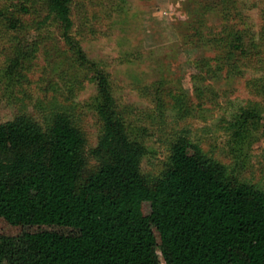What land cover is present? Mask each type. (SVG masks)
<instances>
[{
    "label": "trees",
    "instance_id": "trees-1",
    "mask_svg": "<svg viewBox=\"0 0 264 264\" xmlns=\"http://www.w3.org/2000/svg\"><path fill=\"white\" fill-rule=\"evenodd\" d=\"M28 2L46 12L36 29L56 23L91 74L102 131L89 169L85 137L68 114L56 113L46 129L26 115L0 122V264H264V191L229 176L184 137L151 180L141 170L145 147L130 136L108 75L73 36V0H19L22 13ZM0 15L14 32L30 25ZM262 30L249 47L264 43ZM228 31L232 40L222 39L231 56L243 43L232 44L241 32ZM215 73L208 65L206 74ZM228 121L237 142L264 130L260 108L240 107Z\"/></svg>",
    "mask_w": 264,
    "mask_h": 264
},
{
    "label": "rangeland",
    "instance_id": "rangeland-1",
    "mask_svg": "<svg viewBox=\"0 0 264 264\" xmlns=\"http://www.w3.org/2000/svg\"><path fill=\"white\" fill-rule=\"evenodd\" d=\"M18 4L0 0V10L30 24L14 32L0 15V122L26 115L46 129L56 113L68 114L92 169L102 125L91 74L56 23L36 29L46 14L38 3L28 2V13ZM262 8L264 0H73V36L108 75L130 136L145 147L141 170L151 180L164 174L184 137L229 176L264 191L263 128L237 142L228 121L240 107L264 115V43L249 47L263 33ZM231 29L242 36L232 44L243 45L228 56L223 39Z\"/></svg>",
    "mask_w": 264,
    "mask_h": 264
}]
</instances>
